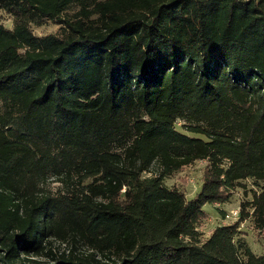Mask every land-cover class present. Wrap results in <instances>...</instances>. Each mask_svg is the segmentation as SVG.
I'll return each mask as SVG.
<instances>
[{"label":"trees","instance_id":"1","mask_svg":"<svg viewBox=\"0 0 264 264\" xmlns=\"http://www.w3.org/2000/svg\"><path fill=\"white\" fill-rule=\"evenodd\" d=\"M0 104V264H264V0H0Z\"/></svg>","mask_w":264,"mask_h":264},{"label":"rangeland","instance_id":"2","mask_svg":"<svg viewBox=\"0 0 264 264\" xmlns=\"http://www.w3.org/2000/svg\"><path fill=\"white\" fill-rule=\"evenodd\" d=\"M2 22L6 28H10L8 17L3 16ZM57 29V25L52 24L51 22H45L39 27H33L32 33L35 36H43L55 33ZM1 112L2 107L0 104V114ZM177 125L179 126L180 124ZM204 166L205 162L200 161L190 166L184 167L181 171L176 172L174 175H172L171 178L167 179L165 183L169 187H175L184 191L186 193V199H191L200 188ZM241 184L242 185H240L233 191L232 196L227 203L216 207L211 205H205L203 207V211L207 214V219L201 223L198 229L202 234L203 239L207 238L209 236V233L217 225L222 224V213L220 212V210L223 212H228L237 208L239 205L241 206L244 202L250 200L251 192L254 188L252 186L253 182L251 180H247ZM58 187L59 184L55 181L50 180L48 182L47 188L51 193L58 192ZM238 238L244 240L254 254L262 255L264 253V231H259L251 218L245 220L240 226V233ZM54 245L59 244L55 243ZM59 251H63L65 253L68 252L66 247H64L63 245H59Z\"/></svg>","mask_w":264,"mask_h":264},{"label":"built area","instance_id":"3","mask_svg":"<svg viewBox=\"0 0 264 264\" xmlns=\"http://www.w3.org/2000/svg\"><path fill=\"white\" fill-rule=\"evenodd\" d=\"M239 212H240L239 206L231 211H228V212L224 211L223 218L221 219L222 224L226 225V224H231L235 222L238 219Z\"/></svg>","mask_w":264,"mask_h":264}]
</instances>
